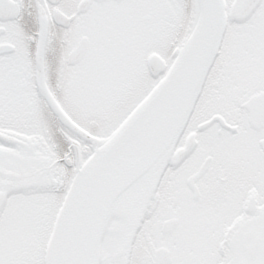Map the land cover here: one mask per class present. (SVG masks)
<instances>
[{
    "label": "snow or ice",
    "instance_id": "1",
    "mask_svg": "<svg viewBox=\"0 0 264 264\" xmlns=\"http://www.w3.org/2000/svg\"><path fill=\"white\" fill-rule=\"evenodd\" d=\"M0 264H264V0H0Z\"/></svg>",
    "mask_w": 264,
    "mask_h": 264
}]
</instances>
